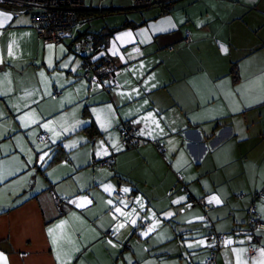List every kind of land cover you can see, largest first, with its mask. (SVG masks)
I'll return each mask as SVG.
<instances>
[{"label": "crops", "instance_id": "crops-1", "mask_svg": "<svg viewBox=\"0 0 264 264\" xmlns=\"http://www.w3.org/2000/svg\"><path fill=\"white\" fill-rule=\"evenodd\" d=\"M0 12L12 16L0 28V121L24 129L25 118L55 120L70 117L74 109L86 116L91 111L97 131L88 133L89 139L111 134L101 160L96 161L95 151L92 158L69 156L63 142L78 132L64 118L51 144L56 153L61 148L56 158L65 157L68 176L78 175L71 186H48L46 179V188L38 190L29 180L31 187L22 194L0 197V254L6 264H206L205 230H166L159 238V230L134 226L142 204L167 198L174 186L186 187V193L169 199L170 204L186 194L189 201L206 197L214 204L209 212L215 230L227 236L217 264H264V230H249L247 217L253 204L264 223V201L254 198L264 190V0H155L139 14H122L107 28L101 26L106 33L82 31L77 20L72 38L58 45L40 40L29 14L4 7ZM87 33L105 44V55L118 66L117 85L109 92L82 77L80 60L71 52V42ZM55 91L61 96L53 100ZM97 105L113 123L108 130L94 116ZM123 123L140 125L139 144L125 151L120 147ZM5 128L10 133L11 127ZM110 156L114 175L93 183L83 179L90 172L84 169ZM238 185L250 188L241 198L234 196ZM113 189L131 194L133 204L111 198L114 205L108 200L100 206L104 191L109 196ZM53 194L69 199L62 212ZM62 221L63 227L56 228ZM249 245L257 248L253 259L247 255Z\"/></svg>", "mask_w": 264, "mask_h": 264}, {"label": "rangeland", "instance_id": "rangeland-1", "mask_svg": "<svg viewBox=\"0 0 264 264\" xmlns=\"http://www.w3.org/2000/svg\"><path fill=\"white\" fill-rule=\"evenodd\" d=\"M85 7H88L90 9H114L119 10L118 13L114 14H105L106 16L101 17L100 15L96 18H84L82 19V26L80 27L83 30H88L91 33H106L108 30H101V26L107 28L109 26L110 22H117L119 20V15L122 14H139L142 12V10L134 9L131 3V0H83ZM81 24V22H78ZM100 29V30H99ZM74 56V55H73ZM75 57V56H74ZM101 105H97L96 107H93L92 111L94 113V116L96 118H99L101 120V125L104 130H108L110 127H112L113 123L108 119L104 117V113L102 111ZM69 112L71 113L70 117H57L55 120H42L39 122H36L33 118H25L24 120H21L23 124H20L24 126L25 128H17V125L11 122H8L7 120L0 121V197H9V195L12 193H19L22 194L24 189L28 186L31 187L32 183H36V188L45 189L47 180H48V186L49 183H56L58 186H66L70 187L74 176H78L76 173L73 176H68L70 173V170H68L66 163H65V157H57L59 158L56 160V156L58 153H61V148H58V153L55 152L53 144H51L52 141L55 140V137L59 135V132L61 133V128L63 125L66 124V119L64 118H70L71 123H73L72 129L74 131H77L78 133L74 135L72 138H69L63 142V150L68 153L69 156L75 155L77 157H91L92 158V152L95 151V156L97 157L96 161L101 160L102 155L104 156V153L107 149V143L108 139L111 138V134H106L103 137L97 139L94 138L93 140L88 138V133L90 135H95L96 127L94 125L93 130L95 131H86V127H89L91 125L92 121V115L91 111H89V116L84 115L82 113L81 115H78L77 112H75L74 109H71ZM70 123V124H71ZM11 127L10 133H7V129L5 128ZM59 129L61 131H59ZM81 129V131H80ZM87 132L86 134L84 133ZM43 133H46L49 135V139H47L44 142H40L38 140L39 136ZM122 148V146L120 145ZM82 148V149H81ZM62 150V152H63ZM122 150H124L122 148ZM125 151V150H124ZM21 165H25L24 171H21ZM26 165H29L26 166ZM100 162H98L96 167H89L84 169L83 171L90 170V172H86V177L83 178L86 180V182L93 183L94 181H97L98 177H110L111 175H114L112 171H109L105 169L104 167L100 166ZM99 166V167H98ZM94 168H98L99 173L96 172ZM9 173H17L16 177H13L11 180L7 179L5 175ZM82 174V173H81ZM4 175V176H3ZM15 175V174H14ZM32 176V178H31ZM47 179V180H46ZM58 179L59 182H55ZM31 181V186L28 183V181ZM63 180V181H62ZM61 181V182H60ZM177 185V184H175ZM173 188V187H172ZM171 188V189H172ZM184 187L177 186V189L174 190L171 194H168L167 198H164V196H160L155 201L154 199L151 200L149 206L146 203H143L140 210L138 211L144 217L148 223H150V227L148 228H142L140 227V221L142 217H137L135 221L134 226L137 228V230L144 231V230H159V238L166 235V230H173V231H181V230H204L201 229L200 225L202 221V215L203 211L200 208L199 201H206L207 204L214 208V204L209 202L205 198H201V200L193 202L192 200H188L189 194L184 195L185 197H180L177 200L180 202L170 204L168 201L171 199L173 201L174 199L182 192H185L183 190ZM186 188V187H185ZM237 190L234 196L238 197L240 194L244 193V189H250L249 187H245L243 185H238L236 188ZM112 190V189H111ZM110 190V192H111ZM150 190V189H149ZM159 195H163V192L161 191V188L158 189ZM115 191H121L120 189H113V191L109 194L105 193V196H102V199L99 201V205H106V202L111 199V194ZM198 191H202V188H199ZM228 191V190H227ZM54 193V192H53ZM57 193V192H56ZM186 193V192H185ZM55 195V194H54ZM59 198H66L64 196H58ZM107 196V197H106ZM233 196V197H234ZM105 198V200H104ZM107 199V200H106ZM237 201H239L238 205L242 204V200H239L238 198H235ZM69 200V199H68ZM112 200V199H111ZM111 202V201H110ZM113 202V200H112ZM111 202V203H112ZM261 202V201H260ZM114 205V203H112ZM137 202H134V206ZM133 206V207H134ZM132 207V208H133ZM127 208V207H125ZM201 211V214H200ZM151 213V214H150ZM153 215V221L151 219V215ZM209 217L210 216L209 212ZM256 246V245H255ZM142 248V247H141ZM256 248V247H255ZM206 249V248H205ZM137 250V249H136ZM142 250V249H140ZM257 250V248H256Z\"/></svg>", "mask_w": 264, "mask_h": 264}, {"label": "built area", "instance_id": "built-area-1", "mask_svg": "<svg viewBox=\"0 0 264 264\" xmlns=\"http://www.w3.org/2000/svg\"><path fill=\"white\" fill-rule=\"evenodd\" d=\"M155 0H131L134 9H145L151 7ZM0 7L9 8L15 14H29L31 27L36 35L45 44H61L65 39L72 38L73 30L77 25L76 13L84 7L83 0H0ZM190 39L189 34H185V40ZM71 52L80 60L79 69L82 71V77L91 82L102 85L105 92L117 85L116 74L118 66L109 56L105 55V44L98 43L92 34H84L75 38L71 42ZM61 96L60 91H55L51 98L55 100ZM140 125L133 123H123L120 126V144L124 150L135 148L139 144L137 131ZM38 140L44 142L47 140V134L43 133ZM164 162L167 158L164 156L163 147L157 142H152ZM115 160L110 156L100 162L107 170H112ZM176 187L174 186L169 194ZM186 192V189L183 188ZM243 197L240 195V198ZM111 198L116 203H124L127 206L133 204V196L122 191H115ZM255 200L264 201V190H260L254 195ZM54 206L58 212H62L63 206L67 205V198H59L53 194ZM202 208V224L206 232L204 243L207 248L206 264H217V257L221 245L227 239V236L218 233L215 230L212 220L209 218L211 207L204 201H199ZM249 230H264V223L257 219L256 209L251 204L247 209ZM149 223L145 218L140 220V227L146 228ZM247 255L250 259L255 258L256 248L249 245ZM136 264V263H133Z\"/></svg>", "mask_w": 264, "mask_h": 264}, {"label": "snow or ice", "instance_id": "snow-or-ice-1", "mask_svg": "<svg viewBox=\"0 0 264 264\" xmlns=\"http://www.w3.org/2000/svg\"><path fill=\"white\" fill-rule=\"evenodd\" d=\"M0 17H4V21H0V28L5 26L6 22H10L12 20V16L9 14H5L0 12ZM130 35V34H128ZM9 54H12V45H9ZM43 75V74H42ZM107 190V189H106ZM125 192H128L129 190L127 188L124 189ZM212 200L215 201L216 203H220V200L217 197H212ZM211 202V201H210ZM88 203H91V201H88ZM111 203V202H110ZM82 206V205H77ZM117 212L120 211L119 208L116 209ZM133 223H135V221H133ZM64 222L62 221L60 225H57L56 228H62L63 227ZM120 227H123V225H120ZM48 233L50 236H52V242L53 244L57 243V236L54 234V229L50 228L48 229ZM262 252H264V250H262ZM56 259L59 261L60 260V255L59 253H57V257ZM0 260H4L5 264H6V257H3V254H0Z\"/></svg>", "mask_w": 264, "mask_h": 264}, {"label": "trees", "instance_id": "trees-1", "mask_svg": "<svg viewBox=\"0 0 264 264\" xmlns=\"http://www.w3.org/2000/svg\"><path fill=\"white\" fill-rule=\"evenodd\" d=\"M118 12H119V10H114V9L100 10L99 11L95 8L94 9L86 8V9H83V10L81 9V10L77 11L76 17H77V20H82L84 18L89 19V18H93V17L99 16V15L114 14V13H118ZM114 31H116V30L111 31L110 33L114 32ZM85 129H86V131L91 132L95 128H94V125L91 123V125L89 127H86ZM95 130H93V131H95ZM95 133H96V131H95ZM57 153H58V150H57ZM58 159L59 158H56V160H58Z\"/></svg>", "mask_w": 264, "mask_h": 264}]
</instances>
